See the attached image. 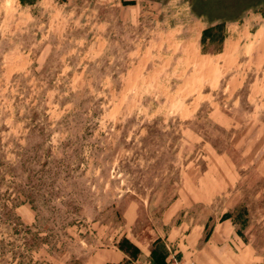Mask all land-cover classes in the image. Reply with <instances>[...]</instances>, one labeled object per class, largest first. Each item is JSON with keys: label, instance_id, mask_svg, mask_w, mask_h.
Listing matches in <instances>:
<instances>
[{"label": "rangeland", "instance_id": "374dc122", "mask_svg": "<svg viewBox=\"0 0 264 264\" xmlns=\"http://www.w3.org/2000/svg\"><path fill=\"white\" fill-rule=\"evenodd\" d=\"M221 221L264 260V0H0V264Z\"/></svg>", "mask_w": 264, "mask_h": 264}, {"label": "crops", "instance_id": "0c3cea01", "mask_svg": "<svg viewBox=\"0 0 264 264\" xmlns=\"http://www.w3.org/2000/svg\"><path fill=\"white\" fill-rule=\"evenodd\" d=\"M226 229L223 221L217 222L203 239L201 227H192L178 249L183 264H264L253 251L236 245Z\"/></svg>", "mask_w": 264, "mask_h": 264}, {"label": "trees", "instance_id": "16d2710c", "mask_svg": "<svg viewBox=\"0 0 264 264\" xmlns=\"http://www.w3.org/2000/svg\"><path fill=\"white\" fill-rule=\"evenodd\" d=\"M118 250H120L127 257L135 258L139 255L138 247L130 242L126 237L116 244ZM168 248L165 243L160 239L156 238L151 244L149 249V259L151 264H166L167 257L169 255Z\"/></svg>", "mask_w": 264, "mask_h": 264}]
</instances>
